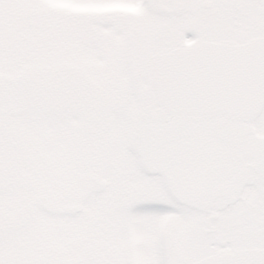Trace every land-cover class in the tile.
<instances>
[{
  "label": "snow or ice",
  "instance_id": "1",
  "mask_svg": "<svg viewBox=\"0 0 264 264\" xmlns=\"http://www.w3.org/2000/svg\"><path fill=\"white\" fill-rule=\"evenodd\" d=\"M0 264H264V0H0Z\"/></svg>",
  "mask_w": 264,
  "mask_h": 264
}]
</instances>
